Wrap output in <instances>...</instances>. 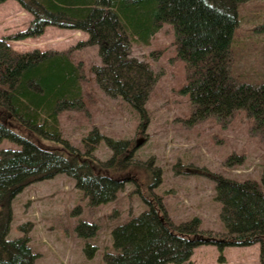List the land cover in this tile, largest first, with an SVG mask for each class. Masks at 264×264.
<instances>
[{"label":"trees","instance_id":"1","mask_svg":"<svg viewBox=\"0 0 264 264\" xmlns=\"http://www.w3.org/2000/svg\"><path fill=\"white\" fill-rule=\"evenodd\" d=\"M7 1L0 0V5ZM16 1L33 19L25 30L0 38V146L7 140L19 147L0 152V264H36L39 257L31 247L32 224L20 226L21 237L8 239L12 203L29 185L64 174L97 207L113 202L128 182L141 189L134 168L151 165L133 161L130 143L108 139L96 128L84 139L83 151L63 138L60 115L83 110L90 81L84 63L74 58L76 50L99 47L102 65L90 69L95 82L111 97L128 102L144 125L148 120L145 105L158 75L150 64L131 57L132 45L150 44L168 24L175 32V59L186 70L180 92L189 97L190 122L215 118L226 123L244 111L254 129L264 130V82H249L241 76L240 58H236L240 9L252 0ZM48 26L80 31L88 39L66 51L22 52L12 46V42L41 37ZM261 29L264 32V24ZM35 137L56 148L36 143ZM104 140L114 152L107 162L94 155ZM182 167L179 163L175 170L215 182L225 233L203 231L199 218L176 225L166 215L161 198L153 194L149 204L153 217L167 240L175 243L174 250L156 240L144 255L140 242H132L105 253V264H192L194 250L202 245H214L223 253L227 247L256 244L261 245L264 264V168L259 182L227 178L207 168ZM102 170L114 177L101 174ZM153 177L156 185L160 183V170H154ZM83 225L77 228L81 237ZM86 227L91 232L84 236V251L92 259L97 250L88 240L97 225Z\"/></svg>","mask_w":264,"mask_h":264},{"label":"rangeland","instance_id":"2","mask_svg":"<svg viewBox=\"0 0 264 264\" xmlns=\"http://www.w3.org/2000/svg\"><path fill=\"white\" fill-rule=\"evenodd\" d=\"M239 15L236 58H240V75L249 82H264V32L261 29L264 0L247 2ZM31 20L32 15L16 0H8L0 5V38L25 30ZM174 33L166 24L150 44L132 45L131 57L150 64L158 75L145 105L148 120L144 125L142 116L128 102L111 97L95 82L90 69L102 65L99 47L88 46L74 52L75 60L82 61L87 69L90 81L85 89L90 94L85 96L83 110L60 115L63 138L83 151L84 139L96 128L108 139L130 143L133 161L151 162V165L148 169L141 165L134 168L143 184L141 189L128 182L113 202L97 207L76 188L75 180L64 174L26 187L12 203L13 221L8 239L21 237L20 226L32 224L31 247L39 256L36 264H105V253L132 242H140L144 255L156 240L174 250L175 243L167 240L164 229L158 227L153 217L149 206L153 194L161 198L166 215L176 225L199 218L203 231L225 233L215 182L201 175L179 173L175 170L179 163L182 168H207L227 178L261 182L264 130L254 129L253 120L247 118L244 111L237 112L226 123L215 118L190 122L191 103L189 97L180 92L186 81V70L183 62L175 59ZM87 39L88 35L83 32L48 26L41 37L12 42V46L22 52L66 51ZM33 140L42 142L37 137ZM139 140L145 143L136 148ZM42 144L56 148L45 141ZM17 149L16 144L7 140L0 146V152ZM94 155L107 162L114 152L104 140ZM150 168L153 173L160 170L157 185ZM100 172L114 177L108 171ZM161 218L164 219L162 213ZM83 223L81 237L77 228ZM86 225H97L93 230L95 235L88 240L97 250L92 259L84 251L87 242L84 236L91 232ZM191 263L262 264L261 245L227 247L223 253L214 245H202L194 250Z\"/></svg>","mask_w":264,"mask_h":264},{"label":"water","instance_id":"3","mask_svg":"<svg viewBox=\"0 0 264 264\" xmlns=\"http://www.w3.org/2000/svg\"><path fill=\"white\" fill-rule=\"evenodd\" d=\"M145 143V140H139L137 142L136 148L140 147L141 145H143Z\"/></svg>","mask_w":264,"mask_h":264}]
</instances>
